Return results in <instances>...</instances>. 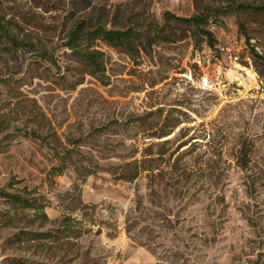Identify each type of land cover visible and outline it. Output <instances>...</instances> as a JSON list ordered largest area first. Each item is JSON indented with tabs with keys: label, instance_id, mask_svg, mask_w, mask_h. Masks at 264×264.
<instances>
[{
	"label": "rangeland",
	"instance_id": "374dc122",
	"mask_svg": "<svg viewBox=\"0 0 264 264\" xmlns=\"http://www.w3.org/2000/svg\"><path fill=\"white\" fill-rule=\"evenodd\" d=\"M228 1L0 0L17 40L0 30V188L49 201L48 218L18 208L8 225L0 197V264H264V94L249 51L264 54V18H210L209 45L164 16ZM72 13L136 28L137 52L98 40L93 73L64 45ZM242 140L255 189L234 163ZM148 142L164 169L115 178ZM21 229L58 239L12 242Z\"/></svg>",
	"mask_w": 264,
	"mask_h": 264
},
{
	"label": "trees",
	"instance_id": "16d2710c",
	"mask_svg": "<svg viewBox=\"0 0 264 264\" xmlns=\"http://www.w3.org/2000/svg\"><path fill=\"white\" fill-rule=\"evenodd\" d=\"M229 11H235L237 13H250L253 15L264 18V1L254 0H230L226 4H208L200 11L195 12L188 16H182L175 14L169 10L164 12L166 19H173L178 23L187 24L193 26L192 31L195 37L202 35L206 38L209 45H212L213 32L210 28L205 27L207 21L212 18L216 19L220 14H225ZM73 19L66 32L64 45L70 49L79 59H81L93 73H99L103 70L101 62L98 57L103 55L102 50L95 47V42L98 40L105 43L124 49L130 54L137 52L136 41L144 36L139 30L127 25L124 27H117L111 24L108 26L102 21L101 15L87 14L82 16H76L75 13L71 14ZM0 30L6 35V37L12 41L13 44H17V40L8 35L7 29L0 23ZM246 40L250 44L249 34H244ZM251 65L257 74V79L260 84V91L264 94V54H262L257 47L250 44L249 47ZM144 115L135 116V120L142 121ZM178 125V124H176ZM174 125V126H176ZM162 135H167L169 132H161ZM152 142L146 143L141 148H135V151L129 155L130 159L124 162V165L120 168V171L115 174V178L133 180L142 172L153 174L155 167L163 170V159L161 153L157 156H153V150L151 148ZM181 145L178 146V148ZM177 148V149H178ZM162 152V151H160ZM251 147L247 141L242 140L236 149L234 154V163L243 170L245 181L247 182L248 189H255V176L256 167L251 161L250 157ZM135 153V154H134ZM139 153V154H138ZM138 154V156L136 155ZM58 173H61L62 169L57 168ZM259 172L257 171V177ZM11 185V183H9ZM0 197L3 199V203L6 204L5 215L6 224L12 223V216L9 215L11 211L17 213V209L21 208L25 212L31 213L33 216H39L48 218L45 212V206L49 204V201H42L38 196L27 195L20 191H10L6 188H0ZM21 217V216H20ZM21 219V218H20ZM33 219H30L32 221ZM58 229V228H56ZM61 231V230H56ZM20 233H26L24 236H20ZM56 232L49 230H20L15 232L11 241L22 240H57ZM3 264H45V262L38 260H29L21 256H7L3 259ZM155 264H166L164 262H156Z\"/></svg>",
	"mask_w": 264,
	"mask_h": 264
}]
</instances>
